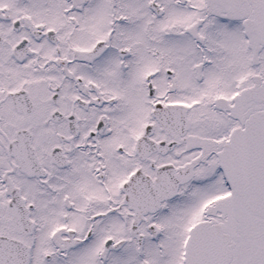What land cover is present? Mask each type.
I'll return each mask as SVG.
<instances>
[{
    "label": "snow or ice",
    "instance_id": "1",
    "mask_svg": "<svg viewBox=\"0 0 264 264\" xmlns=\"http://www.w3.org/2000/svg\"><path fill=\"white\" fill-rule=\"evenodd\" d=\"M0 264H264V0H0Z\"/></svg>",
    "mask_w": 264,
    "mask_h": 264
}]
</instances>
